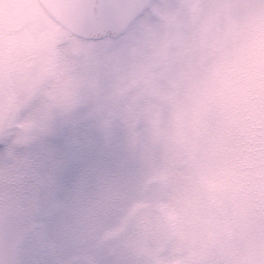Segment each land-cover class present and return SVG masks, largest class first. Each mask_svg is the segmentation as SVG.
<instances>
[{
	"label": "clouds",
	"instance_id": "1",
	"mask_svg": "<svg viewBox=\"0 0 264 264\" xmlns=\"http://www.w3.org/2000/svg\"><path fill=\"white\" fill-rule=\"evenodd\" d=\"M29 7L0 35V264H264V0Z\"/></svg>",
	"mask_w": 264,
	"mask_h": 264
},
{
	"label": "flooded vegetation",
	"instance_id": "2",
	"mask_svg": "<svg viewBox=\"0 0 264 264\" xmlns=\"http://www.w3.org/2000/svg\"><path fill=\"white\" fill-rule=\"evenodd\" d=\"M2 5H7L12 12L10 23L13 27L16 24L28 26L30 22V0H0Z\"/></svg>",
	"mask_w": 264,
	"mask_h": 264
}]
</instances>
